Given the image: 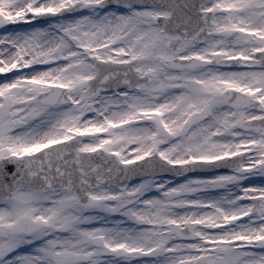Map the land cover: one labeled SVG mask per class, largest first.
<instances>
[{
  "label": "snow or ice",
  "instance_id": "obj_1",
  "mask_svg": "<svg viewBox=\"0 0 264 264\" xmlns=\"http://www.w3.org/2000/svg\"><path fill=\"white\" fill-rule=\"evenodd\" d=\"M0 264H264V0H0Z\"/></svg>",
  "mask_w": 264,
  "mask_h": 264
}]
</instances>
